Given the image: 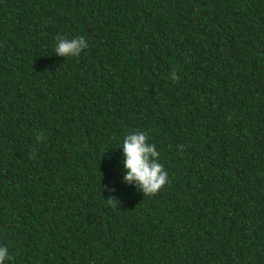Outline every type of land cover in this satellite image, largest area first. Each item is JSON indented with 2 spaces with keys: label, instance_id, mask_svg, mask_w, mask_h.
I'll return each instance as SVG.
<instances>
[{
  "label": "trees",
  "instance_id": "trees-1",
  "mask_svg": "<svg viewBox=\"0 0 264 264\" xmlns=\"http://www.w3.org/2000/svg\"><path fill=\"white\" fill-rule=\"evenodd\" d=\"M57 35L88 47L59 56ZM135 131L168 173L155 195L124 180ZM0 246L264 264V0H0Z\"/></svg>",
  "mask_w": 264,
  "mask_h": 264
},
{
  "label": "clouds",
  "instance_id": "clouds-1",
  "mask_svg": "<svg viewBox=\"0 0 264 264\" xmlns=\"http://www.w3.org/2000/svg\"><path fill=\"white\" fill-rule=\"evenodd\" d=\"M55 53L64 57H78L88 43L83 36L68 38L64 35L56 36ZM173 80L178 79L174 76ZM148 135L143 131H135L125 136L122 144L124 153V168L127 170L124 180L131 184L136 182L139 189H142L145 196L158 193L169 180L164 165L155 162L150 157H157L156 146L148 143ZM183 146H181V149ZM35 151V150H33ZM107 203L115 208L118 205L113 197H109ZM12 257L6 246H0V264Z\"/></svg>",
  "mask_w": 264,
  "mask_h": 264
}]
</instances>
